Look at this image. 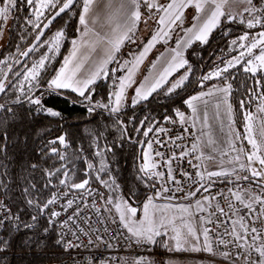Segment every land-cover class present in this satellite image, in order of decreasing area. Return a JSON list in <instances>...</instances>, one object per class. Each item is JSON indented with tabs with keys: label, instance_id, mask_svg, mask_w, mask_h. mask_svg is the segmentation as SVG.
Listing matches in <instances>:
<instances>
[{
	"label": "snow or ice",
	"instance_id": "obj_1",
	"mask_svg": "<svg viewBox=\"0 0 264 264\" xmlns=\"http://www.w3.org/2000/svg\"><path fill=\"white\" fill-rule=\"evenodd\" d=\"M64 16L77 20L79 36L71 39L68 54L50 74L48 65L61 54L68 39L65 26L53 31L58 18ZM9 21L22 33L21 40L31 36L33 42L23 50L17 45L15 53L0 59V66L7 68L5 71L0 67V95L6 97L0 102V232L3 233L0 234V264H4L18 236H22L20 246L30 253L43 254L50 246L60 249L68 257L64 264H111L110 260L98 259L94 253L85 257L81 251L99 244L112 247L100 235L92 238L99 230L92 228L88 210L100 216L102 223V210L110 215L114 213L113 222L118 221L138 246L160 243L169 252H204L219 256L228 264H264V0H0V39ZM142 23L154 25L146 39L137 35ZM232 24L245 29L229 41V52H238V55L227 60L220 57L223 67L217 65L198 81L203 87L205 81L223 79V85H213L208 91L183 100L191 110L190 116L176 108L178 120L171 116L161 118L185 126V132L189 123L193 128L201 123L200 133L191 147L184 151L176 143L183 141V135L169 137L170 143L181 151L179 155L174 151L166 155L162 149L168 142L161 134L167 136L170 130L149 116L140 120L138 126L133 125L132 132L138 134L134 138L127 125L135 119V114L127 123L120 119V114L126 108L135 109L149 101L166 84L170 86L164 90L165 96L182 89L193 71L185 55L187 50L197 44L208 45L217 30L229 36L232 29L228 25ZM177 34L175 46L158 57L157 62L164 58L161 68L157 69V62H151L152 74L138 82L137 73L149 53L160 43L168 45ZM125 45H135L139 50L134 52L129 48L130 59L121 61L119 54ZM36 52L40 55L30 65L19 59ZM9 60L21 66L14 72L15 80L9 78V73H13ZM113 64L116 67L110 68ZM238 66L249 74L252 82L246 89V97L239 100L243 134L235 127L230 103L233 86L228 82L230 78L235 79L230 70ZM181 69L183 74L170 82L169 77ZM99 81H109L106 85L109 90L105 98L97 100ZM130 89L134 93L131 96ZM65 91L79 98L71 101L73 104L83 102L89 116L111 120L112 124L101 123L88 130V148L77 146L71 155L69 150L73 146L67 132L47 139L51 129H39L36 135L42 143L36 151L40 160L24 166L23 172L27 175H21L19 189L23 207L14 211L9 202L12 181L8 179L11 157L7 149L12 143L27 147L28 136L10 135L9 129L24 119L34 121L41 114L63 119L60 110L47 105L45 96L47 93L63 95ZM218 93L222 95L215 104V118L224 133L220 115L223 105L228 123L226 139L221 144H226V149L217 146L208 112H203L202 119L199 115L198 103L207 106L205 97ZM257 100L255 113L248 111L247 105ZM110 128L119 133L113 141L108 140ZM125 143L139 149L133 187L127 192L118 179L116 152ZM209 148L221 157L219 170L208 167V162L216 160L215 155L204 151ZM89 152L90 156L86 154ZM195 153L199 154L193 159L199 163L194 164L192 159L187 163L197 171L181 174L194 186L185 192L182 181L174 174L173 163ZM223 157H228L230 167L223 166ZM76 161H83L85 167L78 169ZM80 171L83 176L77 179ZM217 182L225 188L212 194L211 189ZM93 183L106 192L94 188ZM140 185L144 189L142 201L137 195ZM201 191L209 194L194 203H172L176 199L190 200ZM175 193L184 195L176 197ZM159 200L167 202L158 203ZM163 237L166 239L158 241ZM82 238H87V243ZM134 264L154 262L139 258Z\"/></svg>",
	"mask_w": 264,
	"mask_h": 264
},
{
	"label": "trees",
	"instance_id": "obj_2",
	"mask_svg": "<svg viewBox=\"0 0 264 264\" xmlns=\"http://www.w3.org/2000/svg\"><path fill=\"white\" fill-rule=\"evenodd\" d=\"M21 15H26V13H21ZM67 21L65 25V31L68 36V39L65 41L64 46L61 49V54L59 55L55 64L48 71L50 74L53 72V69L58 68L62 63L63 56L68 54V50L71 47V39L78 36L76 28L78 27L77 20L72 18L68 19L67 16L59 18L55 25ZM145 25L142 23L140 25V30L137 35L140 39H146L148 34L151 32L153 25L147 26L148 34L146 37L141 35V29ZM232 29V32L229 36H223L220 30H217L213 33L212 38L208 45L200 46L194 45L192 49L187 50L185 53L186 58L189 60L192 66V74L189 77L182 89H178L177 93L172 94L171 96H165L164 90L170 86L166 84L163 89L158 90V93H154L153 97L149 98V101L143 102L141 105H138L135 109L131 107L126 108L124 112L120 114V119L124 120L126 123L132 120L133 115L135 114V119L131 123H128L129 133L137 138L138 134L132 132L133 125L138 126V122L142 120L145 116H149L154 121H159L162 125L165 123L161 118L164 116H171L174 119V109L179 108L181 111H186V105L183 103V100L189 98L192 95L199 93L205 86H200L198 83L202 75L207 74L209 71L213 70L215 65L221 63L220 57H223L225 60L230 58L233 54L224 55L223 53L227 51L229 46V41L231 38H234L241 34L245 29L242 25L232 24L228 25ZM22 33L15 27V24L11 21V26L8 31V40L5 47L0 52V59L6 58L9 54L16 52V46L19 45L23 50L25 49L32 41L31 36H26L25 39L21 40L20 36ZM175 38L171 41L173 43ZM129 48L132 51H138L135 45H125L121 49L119 58L121 61L123 59H130L127 55ZM110 68L116 67L115 64L110 65ZM184 69H181L177 72L170 80V82L178 79L181 74H183ZM232 76H235V79H229L228 82L232 83L233 90L230 97V102L233 105L234 109V118L236 120V127L238 131L242 133L243 128V115L242 110L239 107V100L246 97V89L252 86V82L248 79L247 73H244L239 66L236 69L230 71ZM121 74V73H118ZM228 75V74H226ZM47 78V77H46ZM109 81H99L97 85V94L95 99L99 100L105 98L108 94L107 84ZM6 97L2 96L0 102H2ZM79 100L76 95H73L68 92H64L63 95L56 94L48 98L47 105L54 107L57 110H60L63 116V119L53 118L48 116H36L34 121H29L24 119L22 122H18L9 129L10 135L19 134L20 136L27 135L28 142L27 147L20 143L9 144L7 152L11 160L8 161L9 164V177L12 181L9 191V196L12 198L9 201L13 210L15 211L17 207H23L20 197L19 189L21 187L22 181L20 179L21 175H27L23 172V168L27 163L36 162L40 160L39 155L37 154V149L42 143L39 136L36 135L39 129H51V133L46 136L47 139H50L56 135L61 134L62 132L68 133V139L72 143V149L69 150V155L76 149L77 146L83 145L86 149L89 145V136L88 130L97 127L101 123H106L108 125L112 124L111 120L102 119L98 116H89L85 109L83 102L73 104L71 101ZM252 105V104H249ZM247 105V110L249 109ZM22 114V110H19ZM167 123V122H166ZM119 137V133L114 129L110 128L108 133V140L113 141ZM142 139V137H139ZM117 164L119 167V182L121 183L125 192L128 188L133 187V177H134V166L136 163V157L138 155L139 149L136 145L125 143L123 148H117ZM90 156V152L86 153ZM51 163V161H49ZM76 166L78 169L82 170L85 167L83 161H76ZM35 176L38 178L39 173H35ZM83 172H78L77 179L82 178ZM137 195L139 196L140 201L144 199V189L143 185H140L137 190ZM139 203V201H137ZM27 218V217H25ZM22 236L16 237L12 242V247L8 251L9 254L6 255V260L4 264H49L56 263L61 261L64 256L60 254V249L49 247L45 250L43 254L30 253L28 250L23 249L20 246V239Z\"/></svg>",
	"mask_w": 264,
	"mask_h": 264
},
{
	"label": "built area",
	"instance_id": "obj_3",
	"mask_svg": "<svg viewBox=\"0 0 264 264\" xmlns=\"http://www.w3.org/2000/svg\"><path fill=\"white\" fill-rule=\"evenodd\" d=\"M53 94L47 93L45 96V100L47 101L48 98H50ZM38 116H45L43 114ZM178 120V118H176ZM164 127L168 128L170 131L167 136L161 134V138L164 139L166 142H168V146L163 148L162 150L166 153V155H171V152L174 151L179 155L181 148L175 147V145L171 144L169 141V137L172 139H175L176 135H183L184 139L183 141H177L176 143L181 144L183 146V150L187 151L191 147V143L195 141V131L194 128L189 125L188 131H184L185 126H181L178 122L174 124H168ZM199 153H195L193 155H190L188 157H185L183 159L174 161L173 168H174V174L176 175L177 179L182 181V184L185 187V192L189 190H193L194 186H192L191 181L183 177L181 174L183 172H189L194 174L197 169L192 168L187 161L189 159H192V162L199 163L198 161L193 159L194 155H198ZM162 171H166L165 168L161 169ZM193 178L194 175H193ZM171 187H174L170 185ZM231 186V185H228ZM94 188H99L101 191H105L101 186H95ZM225 188V185L220 184L217 182L216 185L213 186L211 189V193L215 194L220 189ZM106 192V191H105ZM209 193H204L201 191L200 193H197L195 197H192L190 200H183V199H176L173 200L172 203H194L196 199H201L204 195H208ZM176 197H182L184 193H175ZM164 201V200H163ZM167 202V201H164ZM99 203H103L100 201ZM87 214L91 216V225L93 229H98V232H95L93 235V239H95V235H100L103 240L108 241L112 244L111 248L106 247L104 244H99V247H90L88 250H81L83 255L85 257H89L93 253L98 259H104V260H110L111 264H134V261L139 258H145L150 259L154 262L155 258L159 255H161L159 252L155 251V248L153 245H142L138 246L134 243V241L131 239L130 234L127 233V230L123 228L122 225L119 224V222H113V216L110 215L107 212H103L102 215L104 217L103 223L101 222L100 216H98L94 211L88 210ZM107 229V231H105ZM0 234H3L0 232ZM115 237V239L113 238ZM84 239V242L87 243V238ZM7 254H9L7 252ZM6 254V255H7ZM61 254V250H60ZM63 255V254H61ZM64 256V255H63ZM195 258L205 260L207 262H213V264H228L227 261H224L219 256H210L208 253L200 252ZM68 257L64 256V258L56 263H49V264H64V261H66Z\"/></svg>",
	"mask_w": 264,
	"mask_h": 264
},
{
	"label": "rangeland",
	"instance_id": "obj_4",
	"mask_svg": "<svg viewBox=\"0 0 264 264\" xmlns=\"http://www.w3.org/2000/svg\"><path fill=\"white\" fill-rule=\"evenodd\" d=\"M11 26V21L8 22V25L7 27L5 28L4 30V35H3V38L0 39V52L2 51V49L5 47L6 43H7V40H8V31H9V28ZM61 26H65V22H62L60 24H57L56 26L53 27V31H55L56 28H59ZM47 35H51V33H47ZM62 49V48H61ZM41 51H44L43 49H41ZM224 55H229V54H233V55H238V52H229V46H228V49L226 52L223 53ZM40 53L39 52H36V53H32L30 55V57L26 60V62L30 65L35 59H38ZM232 55V56H233ZM59 56H57L55 58L54 61H52L49 65H48V71L50 70V68L55 64V62L57 61ZM231 58V57H230ZM229 59V58H228ZM227 60V59H226ZM13 60H9V63H11ZM222 63H218L217 65L223 67V64L221 65ZM215 65V67L217 66ZM0 67H4V70L6 71V67L5 66H0ZM20 67L19 65H16L14 68H13V73L10 74V79H12L14 77V72L17 71V70H20ZM214 67V68H215ZM213 68V69H214ZM233 70V69H231ZM230 70V71H231ZM226 75V74H225ZM219 84V85H223L224 83V80L223 79H213V80H209V81H205L203 82L204 85H211V84ZM205 86V87H207ZM204 87V88H205ZM203 88V89H204ZM3 96V95H2ZM259 101H253L251 104L252 105H249V109L248 111H252L255 113L256 111V104L258 103ZM231 103V102H230ZM198 108H199V115L201 116V119L203 117V112L206 110L208 112V116H209V123L210 125L212 126V131H213V136L215 139H217V146L220 147V146H223L225 149H226V144H221V142L225 141L226 137L224 135V133L227 132V117L225 116L224 114V108L221 107L220 109V115H221V119L223 120L224 122V125H225V128H224V133H222L220 131V121H218L216 118H215V114H216V108H215V104L214 102L212 103L211 101L208 102L207 106H205L204 104H199L198 103ZM186 113V115H188L187 113V110L184 111ZM189 112H190V115H191V110L189 109ZM189 115V116H190ZM174 119H176L175 117V114H174ZM244 122V121H243ZM168 124H171V123H164L163 126L165 125H168ZM257 128L259 127V121H257ZM236 127V125H235ZM237 128V127H236ZM200 130H201V123H197L196 127L194 128V131H195V135H199L200 133ZM238 130V129H237ZM243 130H244V123H243V128H242V134H243ZM205 131H207V129H205ZM246 144V142H245ZM204 151L208 154H212V155H215L216 156V160L213 161V162H208V167L210 170H219V165H220V162H221V157L219 155L218 152H212L211 149H204ZM227 160H228V157H223V166L224 167H230V165L227 164ZM95 186H100L98 184H95L93 183V187ZM106 191V190H105ZM158 203H166L164 202L163 200H159L157 201ZM114 215V213H113ZM142 215V213H138V216ZM161 239H166V237H163V238H158V241L161 240ZM154 248H155V251L156 252H159V253H162V252H167L169 253L170 255L169 256H165L163 257L162 259H156L155 260V264L157 263H165V264H198V262H202L201 259H198V258H191V257H188V258H182L178 255H184V254H187V255H196L198 253H193V252H169L168 250H166L165 248H163L161 246L160 243H157L156 245H153Z\"/></svg>",
	"mask_w": 264,
	"mask_h": 264
},
{
	"label": "crops",
	"instance_id": "obj_5",
	"mask_svg": "<svg viewBox=\"0 0 264 264\" xmlns=\"http://www.w3.org/2000/svg\"><path fill=\"white\" fill-rule=\"evenodd\" d=\"M153 27H154V25H153ZM152 31V30H151ZM148 28H147V26H144V27H142V29H141V35L143 36V37H146L147 36V34H148ZM179 34V33H178ZM178 34L176 35V36H174V38L176 39V38H178ZM78 36H79V34H78ZM77 36V37H78ZM175 46V41L173 42V43H171V41H169V44L168 45H165V44H163V43H160V44H158L157 46H156V48H154L153 50H152V52L151 53H149V55H148V58L145 60V62H144V64L143 65H141V68H140V71L137 73V76H136V79H137V81L138 82H140V81H142L143 80V78H144V76H150L151 74H152V69H151V62H157V60H158V57H160L161 56V53H165V50L167 49V48H169V47H174ZM163 62H164V58H161L158 62H157V69H160L161 68V66L163 65ZM222 65V64H221ZM59 68V67H58ZM176 73H174L173 74V76L175 75ZM173 76H171V77H169V81L171 80V78L173 77ZM213 85H215V86H217V87H219V86H222V85H217L216 83L215 84H211V85H209V86H207V87H205L204 89H202L201 91H208L210 88H212L213 87ZM135 87V86H134ZM200 91V92H201ZM65 92H67V91H65ZM69 93V92H68ZM72 94V93H71ZM134 93H133V91L130 89L129 90V95L131 96V95H133ZM198 94V93H197ZM197 94H195V95H197ZM73 95H75V94H73ZM222 94H216V95H214L213 97H205V99L206 100H208V102L209 101H211L212 103L214 102V104H216L217 103V101L219 100V98H220V96H221ZM199 104H203L202 102H200ZM221 107H223L224 108V106L223 105H221ZM186 108H187V105H186ZM187 113H188V115H190V112H189V109L187 108ZM161 255H159V256H157L156 258H155V260L156 259H162L163 257H165V256H169L170 254L169 253H167V252H162V253H160ZM199 254V253H198ZM198 254H196V255H187V254H184V255H178V256H180V257H182V258H188V257H191V258H195ZM155 260H154V264H155ZM157 264H159V263H157ZM160 264H165V263H160ZM198 264H210V262H207V261H205V260H202V262H198Z\"/></svg>",
	"mask_w": 264,
	"mask_h": 264
},
{
	"label": "water",
	"instance_id": "obj_6",
	"mask_svg": "<svg viewBox=\"0 0 264 264\" xmlns=\"http://www.w3.org/2000/svg\"><path fill=\"white\" fill-rule=\"evenodd\" d=\"M58 19H59V18H58ZM31 42H33V40H32ZM28 46H29V45H28ZM28 46H27V47H28ZM31 54H32V53H31ZM31 54H30V55H31ZM30 55H29V57H30ZM29 57H28V58H29ZM28 58H19V59H22V60H25V61H26ZM10 64H13V68L16 66V65L14 64V61H12ZM19 66H20V65H19ZM6 71H7V69H6ZM10 74H11V73H9V77H10ZM12 80H15V77H13ZM1 97H2V95H0V98H1Z\"/></svg>",
	"mask_w": 264,
	"mask_h": 264
}]
</instances>
